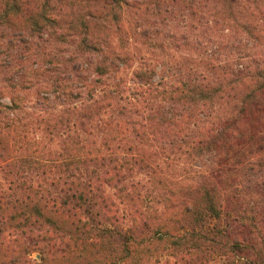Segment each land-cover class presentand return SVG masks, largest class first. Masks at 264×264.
Here are the masks:
<instances>
[{
	"label": "trees",
	"instance_id": "trees-1",
	"mask_svg": "<svg viewBox=\"0 0 264 264\" xmlns=\"http://www.w3.org/2000/svg\"><path fill=\"white\" fill-rule=\"evenodd\" d=\"M156 2L188 29L196 19L208 30H226L223 38L248 31L260 10L258 0ZM219 57L190 55L207 64L183 67L166 82L150 81L154 71L140 67L138 81L121 88L76 86L83 98L75 119L92 141L85 152L74 150L71 162L57 160L58 175L45 181L25 176L29 163L7 137L19 107L13 97L2 101L7 87L0 86V225L19 235L11 252L8 240L0 242V264H17L20 249L38 250L34 264H148L162 255L171 264H207L215 256L222 264H264V56H231L229 64ZM137 113L142 131L154 128L164 140L150 147L153 154L137 142L140 131L132 126L141 124L130 119ZM166 150L188 171L161 175L153 195L144 196L133 169L151 174L156 154ZM43 236H55L59 250L29 243Z\"/></svg>",
	"mask_w": 264,
	"mask_h": 264
},
{
	"label": "rangeland",
	"instance_id": "rangeland-1",
	"mask_svg": "<svg viewBox=\"0 0 264 264\" xmlns=\"http://www.w3.org/2000/svg\"><path fill=\"white\" fill-rule=\"evenodd\" d=\"M155 3L156 0H123L122 4L121 0H0V86L7 87L2 101L11 104L9 98L13 97L19 107L12 123L15 135L9 131L7 137H11L9 142L17 146L22 159L31 164L25 166V176L45 181L58 175L52 167L56 161L65 156L71 162L76 157L74 150L82 146L81 151L85 152V144L92 141L75 119L74 107L78 108L83 98L77 94L76 86L121 88L138 81L133 74L140 67L154 71L150 81L166 82L183 67L207 64L192 62L187 59L190 55H217L220 64H229L226 60L231 56H264V11L258 12L264 9V0H258L260 10L251 19L250 29H236L227 38L220 37L226 30L218 31L216 25L208 30L196 19L190 20L193 23L188 29V21L165 16L163 11L168 7L162 11ZM173 30L183 31L187 38ZM123 104L119 101V105ZM130 119L142 123L140 113ZM132 127L140 131L136 139L142 153L153 154L149 150L164 144L154 128L142 131V124ZM87 128L91 127L86 125L84 130ZM118 131L122 129L117 128ZM121 132L117 137L121 138ZM117 144L121 149L116 154L121 155L124 145L121 141ZM168 150L164 155L156 154L160 158L153 161L151 174H138L133 169L131 177L139 181L137 188L144 196L156 190L161 175L188 171L177 160L180 156L167 154ZM148 202L156 206L155 197ZM16 237L17 233L0 225V242L8 240L9 252L17 249L13 242ZM54 237H35L29 243L35 242L40 249L54 253L60 247ZM37 251L25 255L20 249L17 264H27V260L38 263ZM168 260L162 255L148 264H171ZM223 260L224 257L215 256L207 264H222Z\"/></svg>",
	"mask_w": 264,
	"mask_h": 264
}]
</instances>
